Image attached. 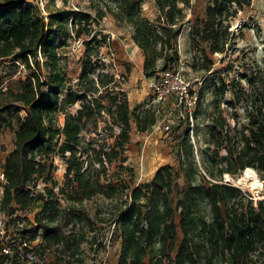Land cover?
<instances>
[{"label":"trees","instance_id":"16d2710c","mask_svg":"<svg viewBox=\"0 0 264 264\" xmlns=\"http://www.w3.org/2000/svg\"><path fill=\"white\" fill-rule=\"evenodd\" d=\"M205 1V18L197 19L202 28L198 27L192 37L200 35L207 43L203 67L208 72L216 54L227 57L234 52L230 43L232 21L252 5V0ZM144 2L90 0L91 10L56 7L48 10L46 20L39 6L29 0H0V59L15 55L25 67H36L14 95V102L0 109V119L26 111L4 164L6 182L0 212L9 217L6 232L11 223L16 225L17 220H22L16 215L18 211L43 201L34 220L27 219V224L35 227L26 241L3 236L0 264H39L35 256L47 250H56L55 263L85 264L78 256L87 241L76 219L79 210L73 204L63 205L60 194H68L74 201L98 194L121 199L112 215L121 238L118 264H257L264 255V199L255 204L252 195L246 199L240 187L222 181L225 174L239 176L247 167L254 168L264 181L262 70L247 71L230 80L220 78L207 124L209 148L202 150L204 171L195 159L190 125L186 129L177 125L174 131L182 129L177 136L178 168L163 164L151 180L135 186L124 179L114 182L107 178L108 166L117 160L123 169L133 170L124 164L133 121L122 81L106 70L101 49L111 44V37L98 28L99 23L111 14L120 23L133 27L132 39L144 54V74L151 78L173 67L170 63L179 58L176 41L184 27L186 11L192 6V0H154L158 16L152 21L143 14ZM70 19L75 37L82 38L84 45L75 85L62 72L58 52L61 35L69 32ZM43 67L49 72L46 79ZM231 67L229 61L224 68L228 75ZM63 90L67 92L64 97ZM227 93L231 98L225 100ZM78 104L75 112L70 110ZM240 106L244 122L240 121ZM59 113L65 115L62 129L54 123ZM194 116H199L197 109ZM156 123L152 112L137 118L141 132L150 131ZM115 127L120 129L116 135ZM107 130L111 131L110 137L115 136L114 143L101 136ZM55 140L67 162V180L59 191L55 190L58 183L52 175L53 163L48 165L37 157ZM40 178L52 186L34 195L26 187ZM107 220L100 217L101 222ZM26 227L23 225L21 230L28 234L31 228ZM40 230L42 241L33 245ZM260 260L264 264V258Z\"/></svg>","mask_w":264,"mask_h":264},{"label":"rangeland","instance_id":"374dc122","mask_svg":"<svg viewBox=\"0 0 264 264\" xmlns=\"http://www.w3.org/2000/svg\"><path fill=\"white\" fill-rule=\"evenodd\" d=\"M40 8V13L48 20V10L56 7H65L72 10H91L89 7L90 0H29ZM205 0H192V6L187 9V17L185 19L182 32L177 38L176 48L178 49L179 58H175L171 65L173 68L180 69L186 77L192 82V86L198 95L197 111L198 118L195 119L193 133L191 138L194 143L195 159L201 171H204V162L202 150L208 149L207 143V124L210 121V113L213 109L212 99L214 89L220 82L221 77L228 80L235 78L239 74L242 75L247 71H263L264 72V0H252V5L242 10L238 16L232 21L231 49L233 53H229L227 57L223 54H216L214 57L215 64L211 71L204 69V47L207 46L203 42L200 35H196L193 39L192 33H197V28L201 27L197 19L205 18ZM143 14L152 21L158 16V9L154 0H145L143 4ZM240 26V28H239ZM98 28L104 33L110 35L111 44L101 49V55L106 63V70L114 73L115 77L122 81V88L126 91L130 103V117L133 121L131 129V140L127 145L126 155L128 160L124 163L128 167H132V171L123 169L117 160L110 164L107 169V178H113L114 182L124 179L129 185L135 186L141 182L152 179L154 172L163 164H171L175 168L179 167V149L180 142L177 138L182 129L188 126V120L181 116H176L177 124L182 125L180 132H166L163 128V121L167 118L168 112L171 110V103H158L153 101V94L150 91L151 78L144 74L143 62L144 54L140 47L132 39L133 27L127 23H120L113 15L108 14L100 21ZM208 51V48H206ZM60 56V67L62 72L68 75L70 83L75 85L78 81V75L81 71V57L84 52L82 38H76L75 32L71 28V19L69 20L68 34H62L60 44L58 45ZM231 52V51H230ZM41 64H44L42 56L39 54ZM224 58V59H223ZM223 59V60H222ZM19 60L20 64L16 61ZM232 62L230 74L224 68L228 62ZM34 65V64H33ZM25 67L21 59H17L12 55L6 59H0V86H6L7 90L0 92V109L5 105L14 101V95L21 91L25 80L35 70ZM43 77H49L48 70L43 67ZM244 82V79H242ZM63 90L61 96L66 95ZM231 98V94L227 93L225 100ZM79 104L70 108L76 111ZM226 108V103H223ZM240 113V121L244 122L245 113L243 108H238ZM196 111V110H195ZM146 112H152L156 116L157 123L150 131L141 132L137 127V118ZM7 117L8 114H4ZM26 116V111L13 113L10 118L0 119V168L4 167L5 160L11 150L14 148L16 132L18 131L21 119ZM107 118L110 119L109 116ZM65 115L59 113L55 120V126L62 129L64 126ZM102 127L105 126L101 123ZM197 125L199 126L197 130ZM119 127H115L114 134L119 132ZM197 130V131H196ZM101 132V131H100ZM110 130L101 133L102 137H106L109 143H114L115 136H109ZM193 134V136H192ZM84 135L88 134L84 133ZM95 137L96 133L93 134ZM100 136V137H101ZM63 137H61L62 141ZM101 140V139H100ZM103 141V140H102ZM53 143L47 144L50 148L38 152L37 157L42 158L48 165L53 163L52 175L57 181L56 191L66 182V158L59 152L58 145ZM100 143V142H99ZM101 144V143H100ZM213 147L210 149L212 150ZM225 152V150H221ZM244 173V172H243ZM231 176L227 180V174L223 176L222 181L236 185L242 189L246 199L252 195L254 203L264 199V188L261 190H252L241 185L239 178L243 176ZM259 176V175H258ZM106 178V176H105ZM105 181V179L103 180ZM6 181H0V202L4 194V184ZM52 186L46 184L42 178L33 182L26 189L32 194L38 195L45 193V187ZM124 198H125V194ZM260 196V197H259ZM69 195L60 194L63 205L73 204L79 211L76 218L78 225L83 227V231L87 235L78 254L84 259L85 264H118L121 250V238L119 236V228L116 224V217H113L116 204L120 203L119 197L107 198L104 195H95L92 198L74 201L68 198ZM43 201L35 202L28 210H20L19 215L22 220H17L16 225L11 223L8 232H6V221L9 217L0 212V241L10 239L12 241L22 239L26 241L34 231L35 226L27 224L33 221L36 214L42 209ZM85 215H89L92 221H88ZM100 217H106V222H101ZM29 219V220H27ZM31 228L27 233L23 232L22 226ZM25 235V236H23ZM42 241V231L38 233L37 240L33 245ZM56 250H47L44 255L35 256L39 264H58L55 263ZM253 258L256 259L254 255ZM264 255L257 259V264H261ZM63 264V263H62ZM77 264V263H71Z\"/></svg>","mask_w":264,"mask_h":264},{"label":"built area","instance_id":"2783aa9c","mask_svg":"<svg viewBox=\"0 0 264 264\" xmlns=\"http://www.w3.org/2000/svg\"><path fill=\"white\" fill-rule=\"evenodd\" d=\"M16 62L20 64L19 60ZM149 87L153 94V101L171 103V110L163 121L164 130L166 132H173L178 120L176 116H181L188 120V125H190V130L193 133L195 125L194 114L197 108L198 95L193 89L192 82L186 75L180 69L170 67L151 77ZM1 90H7L6 86H0V92ZM0 181H6L4 167L0 168Z\"/></svg>","mask_w":264,"mask_h":264},{"label":"bare ground","instance_id":"6f19581e","mask_svg":"<svg viewBox=\"0 0 264 264\" xmlns=\"http://www.w3.org/2000/svg\"><path fill=\"white\" fill-rule=\"evenodd\" d=\"M227 180H230V175L227 174ZM241 185H244L252 190H261L264 188V181L260 179L257 171L252 167H247L244 170L243 176L239 178ZM260 197V196H259Z\"/></svg>","mask_w":264,"mask_h":264},{"label":"crops","instance_id":"0c3cea01","mask_svg":"<svg viewBox=\"0 0 264 264\" xmlns=\"http://www.w3.org/2000/svg\"><path fill=\"white\" fill-rule=\"evenodd\" d=\"M155 173V172H154ZM154 175V174H153Z\"/></svg>","mask_w":264,"mask_h":264}]
</instances>
